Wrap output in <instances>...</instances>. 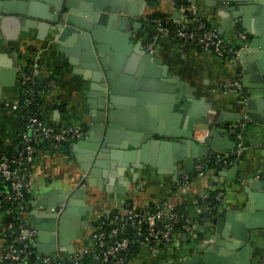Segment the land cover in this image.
Segmentation results:
<instances>
[{
    "label": "crops",
    "instance_id": "1",
    "mask_svg": "<svg viewBox=\"0 0 264 264\" xmlns=\"http://www.w3.org/2000/svg\"><path fill=\"white\" fill-rule=\"evenodd\" d=\"M195 1L210 24L217 28L220 36L231 46H237L238 31L242 29L241 17L232 18L230 9L238 4L228 0ZM134 2L142 4L140 14L131 17L132 20L122 16L114 19L120 27H112L115 31L113 42L117 48L112 49L113 55H119L123 65L129 63L137 70L142 62L136 56L140 54L137 48L150 50L159 59L160 63L156 64V68L160 67L161 70L160 64L166 66V77L175 80V89L169 94L174 96L181 92L178 87L180 81L184 89L182 100L178 102L181 109L185 107L182 103L189 94L190 103H197V106L192 104L188 112H193L199 103L204 102L223 111L244 110L240 105V94L220 89L222 84L241 77V64L230 57L220 58L200 48L185 49L181 43L160 33L151 18L161 12L172 21L180 19L182 14L175 0ZM40 5L42 16L32 17L39 25L29 26L27 32H20L15 39H0V152L11 148L19 134L25 130V118L8 108L4 99L10 101L19 96V67L26 63L34 49H42L40 81L54 79L48 92L42 95L39 106L41 116L59 126L81 124L85 127V135L91 132L92 118L96 112L91 107H96L97 100V97L90 95L94 91L91 87L92 79L86 76V72L91 71L81 64L77 55L68 52L74 47L65 42L70 33L64 39L56 38L59 33L52 28L55 23L47 19V16L55 12L53 5L44 1H40ZM111 44L113 46L112 42ZM145 91L167 93L153 89ZM250 94L255 100L253 112L256 118L243 119L246 122L243 148L237 145L229 128H224L231 121L220 125L221 137L229 132L236 142L234 149L230 151L234 156L232 165L218 171L210 170L204 178L192 177L186 192L177 190V184L183 180L184 175L193 174L198 160L205 158L197 157L189 162L188 156L194 152L192 145L184 142L181 136L164 135L166 132L181 131L183 127L178 117L182 114L181 111L165 109L162 102H147L150 106L145 105L142 113L146 126L161 132L154 134V138L161 140L155 149L152 144L144 151L136 147L121 146L114 148L113 153H106L104 157H90L91 141L79 138L65 146L46 143L37 148L31 166L29 210L25 216L34 226L35 220H31L30 215L45 224L51 222L45 220L48 214L54 218V227L45 229L43 238L40 237L39 230L36 250L42 253L38 249L40 245L50 250L43 254L60 252L71 255L91 244L92 226L96 219L130 207L149 208L161 199H169L176 208L183 206L196 216L197 209L208 203L199 201L196 207L191 198L204 192L210 194L218 188V192L212 195V202L221 211L214 213V217L236 211L233 215L235 221H226L228 226L221 225L223 244L220 249L230 252L231 245L236 243L241 247L240 240L246 233L243 230L246 226L248 232L243 241L244 246L250 247L247 261L250 264H260L264 259V225L250 226L245 222L244 216L238 217V213L242 214L251 201L253 182L261 180L264 183V96L259 93ZM93 100L94 105L91 102ZM237 158L238 168L229 175ZM84 164L88 167L84 168ZM186 168L192 170V173H187ZM81 187L85 190L84 195L75 196L77 189ZM259 193L264 195V189H260ZM218 194H221L219 198L216 197ZM62 207H65L63 212ZM6 220V214L0 211V249L4 241ZM216 225L220 226L213 222L197 221L193 232L178 238L180 240L177 241L176 248L168 250L164 256L181 258L183 261L202 253L199 245L215 233ZM235 250L239 252L238 249ZM140 260L152 262L155 259L145 253Z\"/></svg>",
    "mask_w": 264,
    "mask_h": 264
},
{
    "label": "water",
    "instance_id": "2",
    "mask_svg": "<svg viewBox=\"0 0 264 264\" xmlns=\"http://www.w3.org/2000/svg\"><path fill=\"white\" fill-rule=\"evenodd\" d=\"M40 1L51 4L55 8L54 14L47 16L49 17L47 19L55 23L52 28L59 33L56 38L64 39L65 35L70 33L65 42L73 44L74 47L68 52L77 55L81 64L91 71V73L87 71L86 76L92 79L91 87L94 91L90 95L97 97V100L96 107L91 108L96 112L92 118L91 132L79 138L91 141L90 157H104L106 153H113L114 148L121 146L136 147L144 151L152 144L155 149L161 140L154 138V134L161 132L145 124L146 120L142 113H144L145 105L150 106L147 102H162V107L165 109L181 111L182 114L178 117L183 129L173 133L166 132L164 135L181 136L184 142L192 145L194 152L192 155L189 154V162L190 160L193 162V159L197 157L205 158L217 152H230L234 149L236 142L232 140L230 133L227 132L223 137L219 134L222 130L221 124L232 120L256 118L253 112L255 100L250 93H259L264 96V0H228L238 4L230 9L232 18L241 17L242 29L248 33L247 46L239 51V61L236 62L241 64L243 69L241 81L244 89L240 95V105L244 107V110L235 112L214 109L211 104L205 102L199 103L193 112H188L192 104L194 106L197 104L190 103L191 95L189 94L185 96L186 99L182 103L185 107L181 109L178 102L182 100L184 89L180 81L178 87L181 92L174 96L169 94L168 92L175 89L173 86L175 80L166 77L168 74L166 66L160 64L161 70L160 67L156 68L159 59L155 54L150 53V50L137 48L140 54L136 56L140 61L142 60L137 70H134L129 63L123 65L121 57L113 55L112 49L117 48L113 42L115 31L112 27H120L114 19H120L122 16L132 20L131 17L138 16L143 6L141 3H135L134 0H0V39H15L20 32H27L29 26L39 25L35 19L32 20V17L42 16ZM148 89L162 90L167 93H149L145 91ZM91 102L94 105V100ZM200 125L208 130L203 143L196 140L194 136L196 128ZM227 127L226 125L224 128ZM175 146H177L176 143ZM196 153L199 154L196 155ZM238 162L239 158L235 160L229 175L237 170ZM86 167L88 165L84 164V168ZM186 172L192 173V170L186 168ZM253 184L249 205L242 214L237 213L238 217H245L244 220L248 225L262 226L264 225V195H261L259 190L264 189V183L257 180ZM84 193L85 190L81 187L77 189L75 196H83ZM259 196L262 198L258 199ZM235 213L236 211L232 210L212 218L210 222L220 225H216L217 228L213 233L214 242L199 245L202 253L184 259L183 264H250L247 261L250 247L244 246L245 241H243L248 232L246 226L243 229L246 233L240 240L241 247H238L236 243L231 245L230 252L220 249L223 244L221 225L228 226L226 221H235L233 216ZM48 216L46 214L45 220L51 222L41 224L39 218L30 215L31 220H35L34 226L41 231L42 238L45 235V229L54 227L52 223L54 218ZM38 249L42 253L50 251L40 245Z\"/></svg>",
    "mask_w": 264,
    "mask_h": 264
},
{
    "label": "built area",
    "instance_id": "3",
    "mask_svg": "<svg viewBox=\"0 0 264 264\" xmlns=\"http://www.w3.org/2000/svg\"><path fill=\"white\" fill-rule=\"evenodd\" d=\"M181 2H187L183 5ZM178 3H181L180 7ZM182 17L172 21L174 26L165 24L163 19H152L157 30L181 43L187 49L196 47L209 51L220 58L230 57L239 61V51L247 46L248 33L241 29L238 31L239 44L231 46L224 40L213 25L207 23L206 17L195 0H175ZM42 49H34L29 59L19 67L20 94L14 100L4 99V104L23 116L25 109L32 105L34 97L38 95L35 85L40 81L42 74ZM50 79L48 85H53ZM224 92H235L242 95L243 84L241 77L230 83L220 86ZM18 146L20 149L14 155L0 154V211L8 214L9 205L17 216L7 218L3 245L0 249V264H183L181 258H166L165 252L176 248L178 238L192 233L195 224L210 222L214 213L221 211L217 206H200L196 216L188 211L180 213L169 202L161 199L149 208L130 207L125 211H115L104 218L96 219L92 226V242L80 248L71 255L60 252L43 254L34 250L39 229L31 225L26 216L29 210L28 190L32 172V163L35 158L36 145L42 139H49L55 143L72 142L85 133L81 124H66L59 126L46 121L39 113L28 112ZM203 126V125H202ZM246 122L232 120L229 131L234 136L237 145L243 148V137ZM208 130L205 126L195 130L196 140L203 143ZM215 156L223 167L232 165L230 152H217L215 155L198 160L193 174L184 175L183 180L177 184V190L186 192L192 177L204 178L207 175L204 161ZM221 195V194H220ZM216 195V197H220ZM210 196L209 192L195 195L191 198L192 204L198 207L199 201ZM65 210L62 207L61 212ZM221 214H218V217ZM210 236L201 245L214 242ZM36 249V248H35ZM133 251V254H132ZM148 253L154 261H142L140 257ZM131 254V255H130ZM90 259L85 262V259ZM264 264V259L260 261Z\"/></svg>",
    "mask_w": 264,
    "mask_h": 264
},
{
    "label": "trees",
    "instance_id": "4",
    "mask_svg": "<svg viewBox=\"0 0 264 264\" xmlns=\"http://www.w3.org/2000/svg\"><path fill=\"white\" fill-rule=\"evenodd\" d=\"M183 5H187L188 3L187 2H181ZM181 3H178V6L180 7ZM155 17H160L161 19H163L164 23L165 24H169L171 26H174V24H172V21L171 20H168V17L164 14V13H156L152 16L151 19L155 18ZM206 19V18H205ZM207 20V19H206ZM207 23L210 25V22L207 20ZM227 58V57H225ZM50 80V79H49ZM49 80H46V81H39L37 82V84L35 85L36 89L38 90V95L36 97H34L33 99V103L31 106H29V108L25 109L24 112L22 113L23 116H25V114H27L28 112H36V113H39V106H40V103H41V99H42V95L46 92H48V82ZM41 115V114H40ZM20 138H21V134H19L17 140L15 141L14 145L9 148L8 150L7 149H4L0 152V154H3V153H6V154H9V155H14L15 153L18 152V150L20 149V147L18 146L19 142H20ZM47 143V145H50V144H55V145H60V146H65L68 144V142H65V143H55L49 139H42L37 145H36V149L39 148V147H42L44 146L45 144ZM36 153V151H35ZM231 158L233 159L234 156H232L231 154ZM223 168V165L221 162H218L216 160V157L215 156H212L210 157V159H208L207 161H204V169H206V172L208 173V171L210 170H216L218 171L219 169ZM218 188L216 190H213L211 193H210V196L204 200L205 203H208L209 205H212V206H216L214 205V203L212 202V198L213 196L212 195H215L217 192H218ZM8 207H9V212L8 214H6L7 218H13L14 215L17 216L16 212L13 210V206L12 205H9L8 204ZM178 211L180 213H184V212H188L189 209L185 208V207H179L177 208ZM34 250H36L35 248H33ZM132 254H133V251H132ZM131 255V254H130ZM90 259L86 258L85 259V262H89Z\"/></svg>",
    "mask_w": 264,
    "mask_h": 264
},
{
    "label": "bare ground",
    "instance_id": "5",
    "mask_svg": "<svg viewBox=\"0 0 264 264\" xmlns=\"http://www.w3.org/2000/svg\"><path fill=\"white\" fill-rule=\"evenodd\" d=\"M201 128H203V126H201V125H200V126H198V130H200Z\"/></svg>",
    "mask_w": 264,
    "mask_h": 264
}]
</instances>
